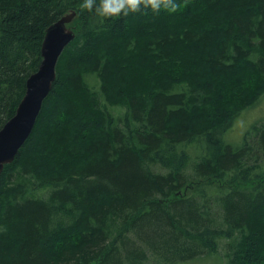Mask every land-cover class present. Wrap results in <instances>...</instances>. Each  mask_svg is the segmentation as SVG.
Masks as SVG:
<instances>
[{
	"label": "trees",
	"instance_id": "1",
	"mask_svg": "<svg viewBox=\"0 0 264 264\" xmlns=\"http://www.w3.org/2000/svg\"><path fill=\"white\" fill-rule=\"evenodd\" d=\"M176 2L101 18L80 0H0V129L45 30L71 12L79 27L0 175V264H183L222 239L224 264H264V122L222 138L264 94V0Z\"/></svg>",
	"mask_w": 264,
	"mask_h": 264
},
{
	"label": "water",
	"instance_id": "2",
	"mask_svg": "<svg viewBox=\"0 0 264 264\" xmlns=\"http://www.w3.org/2000/svg\"><path fill=\"white\" fill-rule=\"evenodd\" d=\"M75 17V12L68 13L45 30L38 69L27 78L25 93L15 114L0 129V175L4 166L14 161L18 151L32 133L43 102L56 79L58 59L75 38L73 29L67 27Z\"/></svg>",
	"mask_w": 264,
	"mask_h": 264
},
{
	"label": "rangeland",
	"instance_id": "3",
	"mask_svg": "<svg viewBox=\"0 0 264 264\" xmlns=\"http://www.w3.org/2000/svg\"><path fill=\"white\" fill-rule=\"evenodd\" d=\"M70 28L77 30L79 27L75 23L69 24ZM89 81L91 86L93 87L94 90L98 89V80L94 77H89ZM105 107L113 114V115H118L119 113L122 112V110H119L117 107H110L105 104ZM264 122V94L258 99V101L243 110L239 115H237L232 123L231 126L224 131L222 138L223 141L226 144L232 145V146H240L248 133L254 126H259ZM189 150V155L191 156L192 160L200 156V153L202 152V147L199 145H192L188 147ZM192 166V165H190ZM160 171V170H159ZM164 173V171H160ZM248 186L247 184L244 183H239L235 186V188L238 189H244ZM201 184L199 186H188V187H183L180 191V195L183 197H189L192 196L193 194V189L198 190L201 188ZM212 193H214V190H211ZM37 196H43V192L40 193H35ZM34 195V196H35ZM216 207V206H215ZM228 240L222 239L219 241V246L217 248V251L211 255H203L200 258L196 259L195 261L191 262H185L183 264H224L225 262V255L227 252V245H228ZM145 264H154L152 260H149Z\"/></svg>",
	"mask_w": 264,
	"mask_h": 264
},
{
	"label": "clouds",
	"instance_id": "4",
	"mask_svg": "<svg viewBox=\"0 0 264 264\" xmlns=\"http://www.w3.org/2000/svg\"><path fill=\"white\" fill-rule=\"evenodd\" d=\"M143 5L151 7L154 12L166 9L168 12H176L181 5L176 0H80L79 7L88 12H94L101 18L118 17L128 15L129 12L139 11Z\"/></svg>",
	"mask_w": 264,
	"mask_h": 264
},
{
	"label": "bare ground",
	"instance_id": "5",
	"mask_svg": "<svg viewBox=\"0 0 264 264\" xmlns=\"http://www.w3.org/2000/svg\"><path fill=\"white\" fill-rule=\"evenodd\" d=\"M68 27V26H67ZM69 28V27H68ZM42 111V110H41Z\"/></svg>",
	"mask_w": 264,
	"mask_h": 264
}]
</instances>
